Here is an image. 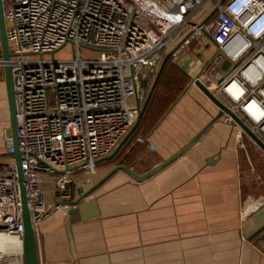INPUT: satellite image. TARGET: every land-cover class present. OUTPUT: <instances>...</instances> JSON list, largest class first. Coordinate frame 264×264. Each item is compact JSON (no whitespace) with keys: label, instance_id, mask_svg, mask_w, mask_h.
<instances>
[{"label":"built area","instance_id":"obj_1","mask_svg":"<svg viewBox=\"0 0 264 264\" xmlns=\"http://www.w3.org/2000/svg\"><path fill=\"white\" fill-rule=\"evenodd\" d=\"M219 1L2 0L11 57H0V68L9 64L12 70L23 184L36 234L68 208L48 207L44 179H52L63 200L81 173L87 174L82 184L90 183L137 122L146 100L140 82L159 72L166 52L190 29L174 56L195 39L209 41L216 50L211 60L220 55L221 69L224 61L229 67L213 79L205 65L197 79L264 142V0ZM67 44L73 57L56 59ZM226 120L241 135L232 118ZM137 141L150 144L148 138ZM4 151L13 161L0 162V264H24L21 189L6 135ZM39 264L57 263L39 251Z\"/></svg>","mask_w":264,"mask_h":264},{"label":"crops","instance_id":"obj_2","mask_svg":"<svg viewBox=\"0 0 264 264\" xmlns=\"http://www.w3.org/2000/svg\"><path fill=\"white\" fill-rule=\"evenodd\" d=\"M185 50L170 60L182 83L172 84L168 74L165 85L170 91L180 88L175 101L164 113L157 108L141 122L139 134L124 153V163L113 159L99 163L86 186L81 179L87 174L81 173L65 200L56 188L49 189L52 179H44V192L50 191L48 207L68 205L39 226L38 246L45 260L264 264V152L246 133L239 135L226 116L150 177L140 180L120 170L104 181L118 165L145 175L217 116L218 108L195 84L205 67L198 50ZM157 74L143 79L150 82L147 88L140 86L146 97ZM140 137L150 144L138 143ZM91 190L79 204L82 210L75 213L70 202Z\"/></svg>","mask_w":264,"mask_h":264},{"label":"water","instance_id":"obj_3","mask_svg":"<svg viewBox=\"0 0 264 264\" xmlns=\"http://www.w3.org/2000/svg\"><path fill=\"white\" fill-rule=\"evenodd\" d=\"M225 0H220L219 4H223ZM217 11V7L213 8L197 25L198 27H202L204 23H206ZM193 29H190L187 33H185L171 48V50L165 55L161 68L149 90V93L146 97L144 104L139 108L138 119L135 126L129 132V134L121 141V143L117 146V148L106 158V160L113 159L116 154L123 148L125 143L129 140V138L138 130L140 127L141 121L145 114V111L149 105V102L152 98V95L157 87L159 79L162 75V72L167 65V63L174 57V55L178 52L181 46L190 38L193 34ZM205 35L209 38L208 34ZM0 57H2L5 61H9L11 54L9 51V44L7 38V30H6V22L4 18L3 12V4L2 0H0ZM229 67V62L224 61L222 63V69L226 70ZM4 72V83L6 89V97H7V106H8V114H9V128L6 129L5 135L7 138L12 139L14 152L10 154L13 157L15 165L17 167L18 176H19V184L21 189V197H22V205H23V221H24V264H39V247H38V239L37 234L34 229V226L31 221L30 211L28 209L27 204V196L26 191L23 184L24 173L22 170V153L18 146V134H17V113H16V106H15V96H14V89H13V80H12V70L9 64H6L3 68ZM148 80H142L140 82L141 87H148L149 85ZM195 84L200 88V90L210 99V101L218 108V114L215 116L210 123H208L203 129H201L189 142H187L183 147H181L176 153H174L171 157L163 160L159 163L155 168L148 171L145 175L139 176L137 175L131 168L125 165H118L116 166L109 175L104 179H108L117 171L123 170L129 173L132 177L140 180H144L150 177L152 174L156 173L160 169L166 167L170 163L174 162L178 159L185 151H187L190 147H192L215 123H217L222 117L230 116L232 120L246 133L254 143L262 149L264 152V142L235 114L233 113L228 107H226L215 95L209 91L206 86L199 81V79H195ZM6 155V154H4ZM96 188V187H95ZM94 190L88 191L85 193L81 198H79L75 202H70V205L75 207V213H79L82 208L79 207V204L83 202L86 198L90 196V194ZM69 204V203H68Z\"/></svg>","mask_w":264,"mask_h":264},{"label":"rangeland","instance_id":"obj_4","mask_svg":"<svg viewBox=\"0 0 264 264\" xmlns=\"http://www.w3.org/2000/svg\"><path fill=\"white\" fill-rule=\"evenodd\" d=\"M189 27H186L182 32H180L178 35L175 36L176 40L181 37L185 32H187ZM189 48L190 50H193L197 48L198 50V56L203 62V67L206 65L205 72L213 79L218 78V76L221 74V62L222 58L220 55H217L212 60L211 58L216 54V50H211L212 44L209 41H206L202 38L193 40L188 46H186V50ZM182 49L181 51L185 50ZM1 50V47H0ZM185 50V51H186ZM86 51V52H85ZM84 52L86 54H89L90 52L88 50H85ZM184 51V52H185ZM55 58L58 60H67L71 59L73 57V48L71 44H67L62 49L58 50L54 54ZM93 56L96 58L97 54L93 53ZM51 57V55L47 56ZM169 77L170 82L174 85L178 83H182V79L179 76L178 68L177 66L170 64L169 68ZM176 83V84H175ZM131 103H133L134 99L131 98ZM9 128V114H8V106H7V97H6V89H5V83H4V72L3 69L0 68V162H6L11 163L13 160L4 154V137H5V131ZM53 181H49V189L51 191H54V185ZM45 194V200L46 203L48 201V196L50 195V191L46 190Z\"/></svg>","mask_w":264,"mask_h":264},{"label":"trees","instance_id":"obj_5","mask_svg":"<svg viewBox=\"0 0 264 264\" xmlns=\"http://www.w3.org/2000/svg\"><path fill=\"white\" fill-rule=\"evenodd\" d=\"M170 62L171 61L167 63L162 72V75L159 79L158 87L155 89L152 95V98L145 111L142 121H144L151 114V112H154V110H156L157 108H160V112L164 113L166 109H168V107L175 101L177 93L180 91L179 87L170 91V89L165 86L169 74ZM138 134L139 131H136L125 143L123 148L116 154V156L113 158L116 163L120 162L121 160H123L122 163L125 162L124 153L126 152V149L134 142Z\"/></svg>","mask_w":264,"mask_h":264},{"label":"bare ground","instance_id":"obj_6","mask_svg":"<svg viewBox=\"0 0 264 264\" xmlns=\"http://www.w3.org/2000/svg\"><path fill=\"white\" fill-rule=\"evenodd\" d=\"M6 243H13V242L9 240V241H7Z\"/></svg>","mask_w":264,"mask_h":264}]
</instances>
